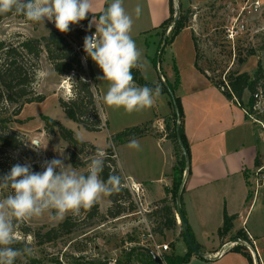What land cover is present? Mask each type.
Segmentation results:
<instances>
[{
	"label": "rangeland",
	"instance_id": "1",
	"mask_svg": "<svg viewBox=\"0 0 264 264\" xmlns=\"http://www.w3.org/2000/svg\"><path fill=\"white\" fill-rule=\"evenodd\" d=\"M247 2L249 7L252 0H173L174 17L177 14L179 17L188 16V26L193 30L194 41L197 45L198 64L214 81L219 82L227 79L229 70L231 72L245 71L252 76L258 67L259 61L262 62L264 68V0H262V6L259 10L250 13L242 11ZM238 21L245 23L244 32L234 39L228 38V29L236 25ZM70 29L67 37L74 48L78 45H84L85 36L90 34L85 31V24L80 22L78 25H70ZM51 30H57L53 22L45 20L44 23H33L26 20V18L12 14L5 17L0 23V40H5L8 44H17L19 40L26 38H40L47 35ZM170 31L168 28L166 35H169ZM165 36L162 37L155 30L153 33H149L147 35L149 44L147 43V45L148 47H151V43L153 45L150 50H146L145 46L141 45L142 43L136 42L137 48L142 51L143 59L146 61L143 70L147 79L146 82L154 83L156 86L159 85L161 95L153 107L132 113H126L122 108L113 109L104 104L102 97L107 91L108 82L97 78L101 77L103 73L95 62H91L94 80L91 79L87 65H85V73L79 75L71 72L68 75L61 76L53 69L47 53L43 52L34 88L37 93L46 95V99L43 102L31 103L25 106L20 115L24 119L23 123H11V129L23 137L24 148L19 150L6 148L0 153V176L9 173L13 165H23L25 163H31L33 171L42 172L44 170L41 167L43 162L54 158L64 159V157H67V159H64L65 165H72L70 161L71 146L62 138L59 130H56L55 133H48L44 130V115L56 119L67 128L72 129L82 140L102 150L105 156L107 155V149L112 147L116 164L115 148L117 146L111 144V136L113 134L128 127L142 125L147 122L148 118L154 119L150 121L151 123L145 136L153 135L158 137L167 134L166 123L172 126L175 120L172 116V98L168 92L164 91L162 82L167 80L164 75L167 74L169 66L173 65L174 59L172 55L170 56V51L168 52L166 49L159 58L158 68H156L149 57L150 55L152 57L156 56L159 45L161 44L162 46L164 43ZM150 38L154 39V41H150ZM82 52H85L84 49ZM179 74L181 75L180 69ZM82 81H88L94 93L95 108L98 111L102 125L100 131L87 130L84 126L72 120L59 103V99L71 102L78 97L83 99V101H88L87 93L81 89ZM172 83H175V81ZM174 94H177V89ZM249 95L246 92L244 97L246 105L249 104ZM259 106L264 109V101H261ZM15 107L16 105H12L10 108L12 110ZM89 118L92 120V117ZM39 124L42 127L37 128L36 126ZM260 128L263 134L262 141L258 137L259 133L256 141L258 150L261 151L264 160V130L261 125ZM34 139L39 140L45 148L34 151L29 146V141ZM138 141L140 143L139 150L129 148L127 144L121 147L118 152L122 163L133 170L137 177L144 178L147 175V163L150 166H157L158 163H162L163 158L159 157V155L164 152V144L161 142L158 144L156 139L151 138ZM171 143L176 161L177 150L172 140ZM96 152L89 148L83 152H77V162H81L83 165L80 167L72 165V167L76 168L78 173H86L88 164ZM259 164L264 165V162ZM254 170L248 175L251 192H254L252 188ZM57 171L59 170L57 169ZM153 171L156 173L155 168ZM132 181L140 183L132 178H126L123 181L124 188L129 190L131 198L125 199V206L128 209L127 212L119 217H110L104 221L95 220L92 225H90L91 221L85 220L81 229L62 235L50 242H40L33 233L39 230L45 232L57 226L63 220L53 222L45 214L40 218L24 222L23 224L29 226L33 233L24 234L18 229V236L22 241H32L34 254L30 257H18V263L127 264V253L134 252L133 261L128 264H142L140 260H143V257L137 255L138 251L147 254L150 251L153 255H158L162 259L166 254L179 253L182 244L176 243L184 238L181 235V223L178 217L176 199L172 196L167 198L174 208L177 228L165 230V236H163L159 232V224L163 221L161 209L164 203L159 200L147 204L146 186L140 183L143 195L137 196L136 193L131 191ZM8 194L9 190L0 191V199L5 198ZM257 195L264 196V188ZM108 202H110L108 197L98 202L100 210L101 207L104 209ZM107 210L101 212L105 214ZM261 213L264 214V207L261 209L260 206H257L253 211L251 221ZM86 222L89 224L85 225ZM237 236L241 235L236 233L231 237L235 238ZM164 243L169 244V248L166 252L160 254L157 246ZM183 243L186 244V241ZM160 264H166V262L163 260V263Z\"/></svg>",
	"mask_w": 264,
	"mask_h": 264
},
{
	"label": "crops",
	"instance_id": "2",
	"mask_svg": "<svg viewBox=\"0 0 264 264\" xmlns=\"http://www.w3.org/2000/svg\"><path fill=\"white\" fill-rule=\"evenodd\" d=\"M105 1L93 0V13L87 15L101 12ZM137 5L142 9L139 18H136L134 12ZM123 6L133 16L131 35L135 43L140 42L146 50H150L153 45L150 42L151 47H148L147 35L169 18L170 0H123ZM93 28L96 30L95 25ZM150 41L154 39L150 38ZM166 49L174 59L173 64L176 63L181 70V82L176 95L180 97L183 105L185 134L191 150V170L186 176L182 197L186 218L202 252L214 257L225 245V251L216 259L201 258L198 254H193L191 260L185 264H250L243 253L232 250L229 244L238 238L231 236L239 231H242L245 239H248L246 232L253 236L259 254L256 262L264 264V214H259L251 221L254 209L257 206L263 209L264 196L251 192L248 177L253 169L263 166L260 162H264L256 141L258 133L262 141L260 124L248 117L245 108L229 99L197 69L196 44L190 26L183 29ZM141 72L147 81L145 74ZM164 76L170 82L175 81L173 65L169 66ZM243 100L245 103V98ZM20 115L19 119L24 120ZM153 119L148 118L147 122ZM36 127L42 126L39 124ZM166 135H147L137 139L151 138L156 139L158 144H164V152L159 155L163 158L162 163L157 166L147 163V175L144 178L137 177L121 161L118 151L129 141L115 148L119 173L124 179L132 178L146 186L147 204L172 196L169 190L173 186V168L176 161L171 140ZM152 154L154 155L153 151ZM154 168L156 173L152 172ZM109 205L110 202L104 209L101 207V211H106ZM225 213L236 215V218L232 229L226 235L220 236L219 229L224 223ZM183 240L177 241L176 244L182 245L181 251L175 254L187 253L188 247ZM253 262L255 264L254 259Z\"/></svg>",
	"mask_w": 264,
	"mask_h": 264
},
{
	"label": "trees",
	"instance_id": "3",
	"mask_svg": "<svg viewBox=\"0 0 264 264\" xmlns=\"http://www.w3.org/2000/svg\"><path fill=\"white\" fill-rule=\"evenodd\" d=\"M111 2V0H106L104 8ZM103 8V9H104ZM103 11V10H102ZM101 11V12H102ZM101 12L87 15L86 19L80 21L85 24V31L92 33L95 29H89L88 25L93 15H96L97 19ZM13 13H7L0 15L1 21ZM15 15V14H14ZM17 17L25 18L21 15H16ZM175 20L174 9H173V0H170V16L167 18L159 27L154 28L158 34H161L162 37L166 35V31L172 25L170 34L167 35L164 43V47L161 49V44L159 45L158 52L156 56L151 57L153 65L158 68V61L161 55L165 52L167 46L171 45L176 36L188 26V16H180L179 19L173 24ZM79 22V23H80ZM78 23V24H79ZM77 24V25H78ZM71 30V29H70ZM67 33H62L59 30H51L47 35H44L40 38H26L19 40L17 44L11 43L8 44L5 40H0V153L8 149L19 150L24 148V140L20 134L14 132L11 129V123H23V120L19 119L23 108L27 104L31 103H40L45 101L46 95L39 94L34 88V84L37 79V71L39 69L40 58L43 52L47 53L48 59L50 60L53 69L57 74L65 76L71 72L76 74L85 73L86 67L90 71L91 79L94 80V73L92 71V59L87 56L84 52H78L75 50L73 44L69 41ZM196 44V43H195ZM197 59L195 66L199 71L207 76L213 85L218 87L223 91V93L231 100L239 103L243 108H245L247 116L251 117L253 120H262L264 121V109H262L259 104L264 101V68L262 62H258V67L255 70L254 74L251 76L248 72H231L228 71L227 79L222 81H214L209 77L205 70L201 69L198 64V50ZM253 53V52H251ZM86 63V64H85ZM85 65H87L85 67ZM175 71L176 79L175 83L165 80L162 82L163 89L165 92H168L172 98L173 106V118L175 120L174 124L171 126L169 123H166L167 128V138L172 140L176 148V164L173 168V186L169 192L172 194L174 199L177 198L178 189L182 183L184 172L186 170V158L184 155V150L187 151L191 160V150L188 139L185 134V123H184V110L180 97L174 94L175 90L178 88L181 82V77L179 74V69L176 63L173 64ZM135 83L138 86H148L152 89H155L156 85L154 83L146 82L140 69H132ZM227 83V84H226ZM81 89L87 93V100L83 101L80 97L71 102H66L63 99H59L61 107L64 109L66 114L75 122L84 126L87 130L90 131H100L102 129L101 119L98 114L97 109L95 108L94 102V93L91 90L88 81L81 82ZM248 92L249 95V104L244 103V95ZM173 93V94H172ZM16 105L15 108L11 110V106ZM255 114V115H254ZM92 115V116H90ZM89 117H92L90 120ZM44 130L48 133H55L56 130H59L62 138L71 146L70 150V161L74 167H80L83 164L77 162V152H83L87 148L97 151L98 147L90 144L87 141L82 140L77 136L72 129L64 126L60 121L53 119L49 116L44 115ZM151 122H146L142 125H137L133 127H128L120 132H117L111 136V141L113 146H118L120 144L126 143L131 139H137L144 137L147 134L148 126ZM179 136L183 143V147L180 144ZM79 137V139H78ZM100 150V149H99ZM114 152L113 148L110 147L107 149V155L105 156V168L102 173V179H107L110 172L115 173L119 176L120 173L117 169L116 161L113 158ZM258 164V160H257ZM191 170V166L188 170V174ZM84 174H87L84 173ZM122 178V176H121ZM124 179L122 178V186L120 191L109 196L111 202L110 207L107 212L103 214L100 210V206L97 203L91 209L81 210L79 216H72L69 214L62 222L57 226L50 228L49 230L42 232L37 231L33 233L32 229L29 228L26 224H21L19 230L24 233H33L40 242H50L58 237L70 234L76 230L81 229L83 226V221H91L92 225L95 221H104L107 218H116L120 215L127 212V207L125 206V199L131 198L129 190L124 188ZM251 195V194H250ZM249 195V197H250ZM168 197L162 199L164 203L162 210L163 221L159 224V232L165 236V230H174L177 228V221L174 212L173 206L168 202ZM182 212L185 218V222L188 225L190 230L192 240L195 246L200 249V246L195 241L191 228L188 224L186 218V212L183 206V198L181 202ZM236 218V215H224V223L219 229V235H226L233 227V221ZM89 223H85L87 225ZM238 237L243 238L242 231L238 232ZM181 235L186 241L188 251L185 255H177L175 253L166 254L163 258L166 264H185L191 260L193 254H196L192 247L187 243L183 225H181ZM21 242L13 245L15 248H23L24 243L22 239ZM236 252L243 253L249 260L250 264H254L252 255L247 251L244 246L237 245L231 248ZM134 252H128L126 255L127 264L133 261ZM137 255L143 257V260H140L142 264H158L155 260L152 252L143 253L138 251ZM197 255V254H196ZM203 258L202 256L198 255ZM15 264L18 263V258L15 261Z\"/></svg>",
	"mask_w": 264,
	"mask_h": 264
},
{
	"label": "clouds",
	"instance_id": "4",
	"mask_svg": "<svg viewBox=\"0 0 264 264\" xmlns=\"http://www.w3.org/2000/svg\"><path fill=\"white\" fill-rule=\"evenodd\" d=\"M92 9L93 0H0V15L13 13L33 23L47 20L62 33L86 19L88 13H93ZM141 11L137 5L136 18ZM133 23L123 0H111L98 19L93 15L88 28L95 25L96 31L84 38L85 53L103 73L97 78L108 82L102 97L104 104L113 109L122 108L126 113L153 107L161 95L159 85L152 89L135 83L132 69L143 71L146 61L132 38ZM29 142L34 151L45 148L37 139ZM128 147L139 150L140 143L133 138ZM64 159L44 161L42 172L33 171L31 163L15 164L9 173L0 176V191L9 190L0 199V264H15L18 257L34 254L31 240L23 241V248L13 247L21 242L18 236L21 223L45 214L53 222L62 221L69 214L79 216L82 209H91L103 198L120 191L121 176L110 172L106 180L102 179L105 168L102 150L98 149L91 158L87 174L65 165Z\"/></svg>",
	"mask_w": 264,
	"mask_h": 264
},
{
	"label": "built area",
	"instance_id": "5",
	"mask_svg": "<svg viewBox=\"0 0 264 264\" xmlns=\"http://www.w3.org/2000/svg\"><path fill=\"white\" fill-rule=\"evenodd\" d=\"M261 6H262V0H252V2L250 3V6L248 7V2H247L245 4V6L242 8V11H247L250 13V12L259 10L261 8ZM245 27L246 26H245L244 22L238 21V23L236 25H234L228 29V38L234 39L235 37H238L240 34H242L244 32ZM171 28H172V25L169 27V31L171 30ZM94 32L90 33L89 36L92 35ZM83 49H84V45H78L75 48V50L78 52H82ZM256 122L259 123L261 125L262 129L264 130V121L256 120ZM252 183H253L252 188L254 190V193L257 195L260 192V190L262 188H264V165L258 167L255 170ZM131 191L136 193L137 196L143 195V189H141L140 183L138 184V183H134L132 181ZM246 233H247L248 239L238 237L235 240L229 242V244L231 245V247H234L237 245L244 246L247 249V251H249L250 254L252 255V258L254 259L255 264H257L256 260L259 257V254H258L256 241L249 232H246ZM168 248H169V244H167V243H164V244L157 246L158 252L160 254L162 252H166L168 250ZM224 251H225V245L223 246V248L220 251H218L214 255H219V254L223 253Z\"/></svg>",
	"mask_w": 264,
	"mask_h": 264
},
{
	"label": "water",
	"instance_id": "6",
	"mask_svg": "<svg viewBox=\"0 0 264 264\" xmlns=\"http://www.w3.org/2000/svg\"><path fill=\"white\" fill-rule=\"evenodd\" d=\"M179 19V16L178 14L175 16V20L173 22V24ZM167 35L165 36V39H166ZM164 39V41H165ZM165 43L162 44L161 46V49L164 47ZM173 94V93H172ZM179 141H180V144L181 146L183 147V143L181 141V138L179 136ZM184 155H185V158H186V170L184 172V177H183V180H182V183L178 189V192H177V198H176V204H177V211H178V217H179V220H180V223L181 225H183V228H184V232H185V236H186V240H187V243L190 247H192V249L194 250V252L200 256H202L203 258H211V259H216L219 255L217 256H214L212 257L210 254H207L205 252H202L200 249H198L193 240H192V236H191V233H190V230L188 228V225L187 223L185 222V218H184V215H183V212H182V207H181V202H182V197H183V192H184V188H185V182H186V175L188 174V170L191 166V161H190V157H189V154L187 153L186 150H184ZM154 258L155 260L158 262V264L160 263H163V259L158 256V255H154Z\"/></svg>",
	"mask_w": 264,
	"mask_h": 264
}]
</instances>
